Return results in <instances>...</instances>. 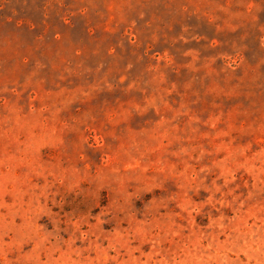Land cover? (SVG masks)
I'll return each mask as SVG.
<instances>
[{
    "label": "rangeland",
    "instance_id": "1",
    "mask_svg": "<svg viewBox=\"0 0 264 264\" xmlns=\"http://www.w3.org/2000/svg\"><path fill=\"white\" fill-rule=\"evenodd\" d=\"M0 264H264V0H0Z\"/></svg>",
    "mask_w": 264,
    "mask_h": 264
}]
</instances>
